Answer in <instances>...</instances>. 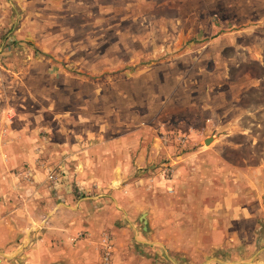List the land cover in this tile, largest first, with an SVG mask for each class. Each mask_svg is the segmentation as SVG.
<instances>
[{
    "label": "rangeland",
    "instance_id": "rangeland-1",
    "mask_svg": "<svg viewBox=\"0 0 264 264\" xmlns=\"http://www.w3.org/2000/svg\"><path fill=\"white\" fill-rule=\"evenodd\" d=\"M244 2L0 0V144L22 128L37 144L123 139L126 178L158 196L154 264H264V51H250ZM15 245L6 264H32L23 235Z\"/></svg>",
    "mask_w": 264,
    "mask_h": 264
},
{
    "label": "crops",
    "instance_id": "crops-1",
    "mask_svg": "<svg viewBox=\"0 0 264 264\" xmlns=\"http://www.w3.org/2000/svg\"><path fill=\"white\" fill-rule=\"evenodd\" d=\"M243 1L248 4L249 20L244 22L248 29L242 30L247 31L252 55L259 57L264 53V0ZM30 121V126H39L37 120ZM25 136V128L20 134L7 132L2 141L6 146L0 144V251L9 253L0 264L19 258L18 235L29 243L24 255L32 264H95L99 244L108 235L115 264H154L151 253L161 251L157 248L161 236L150 234L152 213H156L152 207L160 205L158 196L143 193L131 183L135 179L126 178L130 145L123 139L87 145L75 135L53 133L37 144L35 133L29 134L31 140ZM15 137L23 138L25 146ZM36 145H40L37 152ZM24 163L34 172L29 181L13 177V169ZM54 168L61 179L51 184L45 175ZM123 184L128 185L126 193ZM173 213L165 211L169 230L175 224Z\"/></svg>",
    "mask_w": 264,
    "mask_h": 264
},
{
    "label": "built area",
    "instance_id": "built-area-1",
    "mask_svg": "<svg viewBox=\"0 0 264 264\" xmlns=\"http://www.w3.org/2000/svg\"><path fill=\"white\" fill-rule=\"evenodd\" d=\"M7 116H8V118H10L11 115L8 114ZM48 179H49V181H51L53 183L58 181V177L53 172H51L48 175ZM111 254H112L111 245L108 243V241H105L103 244V251H102L100 264H110Z\"/></svg>",
    "mask_w": 264,
    "mask_h": 264
},
{
    "label": "water",
    "instance_id": "water-1",
    "mask_svg": "<svg viewBox=\"0 0 264 264\" xmlns=\"http://www.w3.org/2000/svg\"><path fill=\"white\" fill-rule=\"evenodd\" d=\"M213 137H210V138H206L205 139V143L208 144L211 140H212Z\"/></svg>",
    "mask_w": 264,
    "mask_h": 264
}]
</instances>
